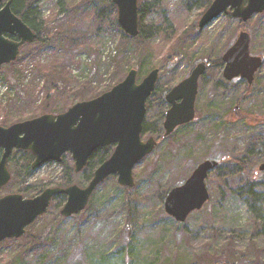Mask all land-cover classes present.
Segmentation results:
<instances>
[{
    "label": "rangeland",
    "instance_id": "rangeland-1",
    "mask_svg": "<svg viewBox=\"0 0 264 264\" xmlns=\"http://www.w3.org/2000/svg\"><path fill=\"white\" fill-rule=\"evenodd\" d=\"M68 1L73 3L79 0ZM164 1L165 5H169L171 15L176 17L178 33H187V43H180L179 46L182 53L178 60L180 66L177 69L174 66L168 67L165 59L156 55V51L164 53L170 47L169 43L158 38L152 43L155 53L144 60V75L140 77V70L132 67L138 71L137 82L140 83L152 70L159 69L160 78L156 86L159 88L158 93L166 90L169 92L188 78L198 63L206 62L210 66L199 80L197 116L188 128L177 129L170 139L164 138L160 143L158 137L164 136V128L153 134L156 131L154 125L161 118L164 122L170 105L156 99L147 105L145 123L149 131L153 132L143 131V140L154 137L158 140V146L153 154L135 167L134 189L149 205L132 202V220L128 229V213L121 209V202L125 198L122 187L117 189L113 180L104 182L92 197L91 209L83 216L72 217L58 226H52L66 200L60 208H56L58 202H55L46 215L27 229L28 239L0 244V264H150L155 258L163 260L165 257H176L180 264H194L196 258L206 251L220 255L233 248L236 256H239L252 240L258 249H264V173L257 176L252 190L255 199L245 174L256 170L258 172L259 166L264 163V66L256 74L252 86L241 79L225 81L222 76L224 63L219 66L223 54L236 42L242 31L251 36V55L264 60V22H261L264 17L261 19L256 16L246 23L245 29L239 30L238 20L230 15H222L205 28L199 29L198 23L205 12L201 15L197 8L184 12L179 6L181 0ZM57 2L41 1L44 20L55 18ZM157 22V13L145 20L146 24ZM57 26L63 27L64 34L62 39L55 36L53 41L58 42L61 49V44L66 43L61 56L54 50L55 45L52 48L37 44L25 45L19 56L22 57L21 61L4 66L0 72V105L7 107L8 113L6 118V113L0 110V123L7 119L8 126H11L19 123L22 118L24 121L33 119V110L38 111L37 106L44 101V89H50L48 80L40 76L37 64L51 67L55 61L60 71L66 69V76L58 78L62 88L55 97L54 109L63 103L67 104L65 102L72 96L70 91L81 87V84H76L77 81H88L86 71L89 73L88 69L92 66V88L87 94L88 100L94 99L93 91L105 90L114 82L117 67L112 60L120 53V39L115 31L101 33L90 42H82L71 48L65 38L70 35L75 37L77 33L74 31L90 33L92 24L89 19L80 24V20L69 17ZM52 27L56 26H49ZM58 32L54 30V34ZM48 35L45 34L46 37ZM112 49L118 52L116 57ZM52 53H55V59ZM136 60L137 57H133L132 62L130 59L123 62V71L136 63ZM95 66L106 70L99 73ZM80 68L84 71L75 74ZM132 69L129 67L128 71ZM51 72L48 73V79L52 76ZM19 74L24 78L15 86L10 80H15ZM6 84L16 87V92H6ZM65 111L55 112L54 115ZM211 129L220 133L211 132ZM112 150L114 152V147ZM232 159L242 162L231 164L230 169L228 162ZM206 160L218 161L223 170L233 173L236 183L220 187L214 179L217 170L210 173L207 186L211 200L203 210L194 212L185 223L179 224L165 213L160 196L183 184L196 167ZM9 168L13 176L15 172L18 174L5 189L0 190V195L16 192L32 198L47 188L62 184L65 171H74V160L67 154L61 163L50 162L33 170L25 181L21 179L24 171L20 172L15 164ZM72 178L74 185L81 188L88 186L89 181L84 173H74ZM114 179L117 181V177ZM97 221L102 225L94 228ZM34 244L36 251L26 255ZM119 244L128 245V248L119 252ZM249 258L250 261L254 260V256Z\"/></svg>",
    "mask_w": 264,
    "mask_h": 264
},
{
    "label": "water",
    "instance_id": "water-1",
    "mask_svg": "<svg viewBox=\"0 0 264 264\" xmlns=\"http://www.w3.org/2000/svg\"><path fill=\"white\" fill-rule=\"evenodd\" d=\"M118 11V23L130 37L139 36V0H110ZM11 0H0V72L3 66L18 60L21 48L33 44L37 34L12 11ZM264 13V0H214L202 15L200 29L222 15H231L243 23ZM223 78L246 80L251 86L255 74L262 68L263 59L251 55V36L242 31L236 42L223 54ZM208 68L199 63L190 76L166 94L170 105L163 124L165 137L178 127L192 123L196 117L199 80ZM160 71L154 69L140 82L138 71L132 69L126 78L110 91L78 102L62 114L42 116L0 127V148L5 150L0 162V188L11 180L8 160L13 150L30 151L34 170L50 163H61L66 154L74 160L75 173H81L92 155L99 149L114 146L111 157L94 172L88 186L48 188L39 196L27 199L20 194L0 199V244L20 239L27 228L46 215L51 203L59 195L67 197L60 215L69 219L86 210L94 192L110 177H117L119 186L134 188V169L156 150L158 140H143L147 101L153 95ZM219 166L216 160L200 163L180 186L170 189L163 206L166 214L177 223H185L194 212L201 211L211 200L207 186L209 174ZM264 172V163L259 166ZM227 264V263H220Z\"/></svg>",
    "mask_w": 264,
    "mask_h": 264
},
{
    "label": "trees",
    "instance_id": "trees-1",
    "mask_svg": "<svg viewBox=\"0 0 264 264\" xmlns=\"http://www.w3.org/2000/svg\"><path fill=\"white\" fill-rule=\"evenodd\" d=\"M12 1V11L14 12L15 15H17L19 18H21L36 34H37V39L33 44H37V45H41V46H49L50 48H52L53 45H55V51H57L59 53V56H61L62 50L65 47V44H61L63 47L61 49V46L58 44V42H54V37L56 36L59 39H62L63 34H64V29L62 26H57L58 23H64L67 19H69V17H73L75 20H80V24L84 23L85 19H89V22L92 24V28H91V32L90 33H84V32H77V35L75 37H72L71 35L66 37V41L65 42H69L70 43V47L74 48L75 46H79V44H81L82 42H90V40L93 39V37H98L101 33L104 32H116V34L118 35L119 39H120V44H119V55L116 58H112V62L115 64V66L117 67V72L115 74V79L114 82L112 84H110L108 87H106L105 90H98V91H93V96L92 98H96L100 95H102L103 93L111 90L115 85H117L118 83H120L121 81H123L125 79V77L127 76V73L129 72V67L132 69L136 68L139 69L140 71V77L144 75V64H145V59L150 57L152 53L154 52V48L152 47V43L154 41H156L158 38H162V40L164 42H166V44L169 43L170 47L169 50H165L164 53H157L156 51V55L159 58H163L165 59L166 65L168 67L170 66H174V68H179L180 64L178 65V60L181 58L182 53L180 52V43L181 44H186L187 43V39H186V34L185 31H183L181 34L178 33V30L175 26V19L176 17L173 15H171V12L169 10V5L168 4H164L165 1L164 0H153V2H149L148 0H140L139 2V15H140V25H139V36L136 38L130 37L128 35H126L124 33V31L121 29L119 23H118V11H117V7L116 5L110 1V0H79L78 2L75 1L73 3H69L68 0H58L57 2V8H58V12L54 15V19L50 20V21H46L43 19L42 15H41V7H40V3L42 0H11ZM214 0H181V5L180 8L182 11L184 12H190L193 9L197 8L200 10L201 15L210 7V5L212 4ZM157 13V15L159 16V22L155 23V24H146L145 20L151 15ZM259 17H264V14L258 15ZM261 22H264V20H261ZM54 25L56 27H52L49 28V26ZM197 27V26H196ZM246 27V23H242L241 21H239L238 24V29H245ZM54 30L59 31L58 33L54 34ZM200 31V30H199ZM202 32V31H200ZM51 33V34H50ZM50 34L46 37L45 36ZM31 45V44H29ZM92 50V49H91ZM90 50V51H91ZM118 50V49H117ZM60 51V52H59ZM55 52V53H57ZM55 53H52V57L53 59L56 58ZM118 53V52H117ZM78 57V56H77ZM77 57L74 59L76 60ZM133 57H137L136 63L132 64V66H129L127 68L126 71H123L124 69L122 68L124 65L122 64L123 62H125L126 60H129L132 62V58ZM22 57L18 58V63L21 61ZM111 60L108 61L109 64H111ZM74 61V60H73ZM54 63V64H53ZM53 63H51V67L50 66H43L41 64H37V68H38V72L40 74V76L43 79H47L49 84H50V89L46 90V88L44 89L45 91V96H44V101L41 102L40 105L37 106L36 110L38 111H34L32 113V117L31 118H36L39 117L41 115L44 114H54L55 112H62L64 110H67L68 108L72 107L74 104L78 103V102H83L88 100L89 98H87V94H89V92H91V88H92V74H93V68L94 66H92V68L88 69L90 70V72L87 74V80L85 82H79L77 80L76 84H81L80 88L71 90V99L67 100L61 107L55 108L54 109V100L55 97L57 96L58 92L61 91L62 88V84L59 82L58 78L62 77V76H66L67 72L66 69L64 68L62 71H60L57 67V63L55 61H53ZM78 63V62H77ZM14 64V63H12ZM19 65V64H17ZM106 64H104L103 67H105ZM219 66H223V61L222 59L220 60ZM99 69L98 71H100L99 73H103L105 72L106 69H103L101 66L100 68H96L95 66V70ZM101 69H103L101 71ZM81 71V73L84 71L83 68L79 69ZM87 70V69H86ZM3 71V70H1ZM49 71H52L51 74L52 76L50 77V79H48V73ZM17 78H15V80H10L14 85L21 79L24 78V76H20V74L18 76H16ZM11 87H9L10 90L16 92V87H13L12 85H10ZM16 86V85H15ZM38 87H40L38 85ZM158 89L156 88L155 92L153 93L152 97L148 100L147 105L149 103H151L154 99L158 100V101H162L163 103H167L166 102V94H167V90L162 92V93H158ZM160 92V90H159ZM40 93V90L38 91V94ZM7 108V107H6ZM6 108H4V105H0V110L4 113H6V118L8 117V113L6 112ZM24 121V119H20V122ZM0 126H8V122L7 119L4 120L2 123H0ZM156 127V131H149L148 129V124L145 123L144 124V132H153V134H157L159 133L163 127V120L161 118L160 121H158V123L156 125H154ZM186 128H188L187 126H185ZM211 132H218V130H212ZM214 134V133H213ZM164 136L163 137H158L159 142L161 143L164 140ZM170 139V138H169ZM113 150L112 147H105V148H101L99 150H97L92 157L90 158L89 164L88 166L83 170L82 173L85 174V178L87 181H90L91 178L93 177V174L95 172V170L101 165L103 164L106 160H108L110 158V156L112 155ZM30 156H32L30 154ZM241 163L242 161H240L239 159H232L230 160V162H228V168H230L231 164L233 163ZM19 169V171H24L23 174V179L24 181L27 179L28 176H30L33 172V169L31 168V166H27L24 169ZM232 169V168H230ZM217 170V176L214 178L216 181L219 182L220 187H224V186H232V183H236V180L233 177V173L232 172H227L225 170H223V168H221V164L219 165V167L216 169ZM75 171L71 170H66L65 171V178L63 180V183L60 184L57 187H61V188H67L71 185H74V181L72 178V174H74ZM18 174L17 172L14 173V176ZM245 174L247 175V184L249 185L250 188V192L251 195L255 197L254 192L252 191L256 181H257V176L260 174V172L256 171H251V172H245ZM113 180L114 181V185L117 189H119V185L117 183V181L114 179V177H110L107 181ZM105 181V183L107 182ZM104 183V184H105ZM103 184V185H104ZM123 190V192L125 193V198L124 200L121 202V209L123 211H126L128 213V220H127V224L126 227L129 229L131 226V215L133 212L132 209V202H135L136 204H148L149 202H146L145 199L142 198V196H138L136 194V189H131V188H121ZM98 191V189H97ZM97 191H95L94 195L92 197L95 196V194L97 193ZM167 192H163L160 196V202L162 204V207L164 209L163 206V201L166 197ZM66 200V196L65 195H59L58 197H56L52 204H54L55 202H58V204H56V208H60L61 205L63 204V201ZM91 202H92V198L90 200V203L88 205V207L86 208V210L84 212H82L80 216H83L84 214H86L91 208ZM52 206V205H51ZM90 208V209H89ZM165 211V210H164ZM76 217V216H74ZM169 217V216H168ZM171 218V217H170ZM100 220V219H99ZM66 221L65 218H63L60 213L57 215V217H55L54 221H53V225L52 226H58L59 223ZM100 221H97V223L95 224L94 228H97L98 226L102 225V223H99ZM29 235H25L23 236L20 241H24L26 239H28ZM37 239V238H36ZM12 242H15L16 240H9ZM36 244L32 245L30 247V249L28 250L26 255L31 254L32 252H35V246ZM130 246V244H129ZM126 248H128V245H123V244H119V252H123L126 250ZM66 255H64L63 257H65ZM251 256H254V260L250 261ZM161 258H155L152 260V262L150 264H180V260L176 257H165L163 258V260H160ZM220 263H231V264H264V249H258L255 242L252 240L247 249L241 253L239 256H236L233 248H230L229 251L227 253H222L220 255L217 254H210L208 251L205 252L204 255H202L201 257H197L196 261L194 264H220Z\"/></svg>",
    "mask_w": 264,
    "mask_h": 264
},
{
    "label": "flooded vegetation",
    "instance_id": "flooded-vegetation-1",
    "mask_svg": "<svg viewBox=\"0 0 264 264\" xmlns=\"http://www.w3.org/2000/svg\"><path fill=\"white\" fill-rule=\"evenodd\" d=\"M208 66H210V63H208ZM239 79V78H238ZM242 116H244V115H241V117ZM180 128H182V127H180ZM4 153H5V150L3 149V148H0V162H1V160H2V158H3V156H4ZM30 154L32 155V156H30ZM34 161H35V157H34V155L31 153V152H29V151H24V150H13V152H12V154L10 155V157H9V160H8V165H7V167H8V170L10 169L9 168V166L11 165V164H15L16 166H17V168H20V169H24L25 167H27V166H31V168H32V164L34 163ZM33 169V168H32ZM10 171V170H9ZM11 173V172H10ZM13 178H14V176H13V174L11 173V180H10V182L6 185V186H4V187H2V188H0V190H3V189H5L10 183H11V181L13 180ZM21 179H22V181H24V179H23V177H21ZM27 188H31V187H27ZM48 189V188H47ZM46 190V189H45ZM44 190V191H45ZM43 191V192H44ZM42 192V193H43ZM41 193V194H42ZM12 194H20V193H16V192H13V193H10V194H2V195H0V199L1 198H3V197H5V196H7V195H12ZM20 195H23V194H20ZM40 195V194H39ZM39 195H37V196H39ZM24 196V195H23ZM37 196H35V197H37ZM35 197H32V198H35ZM24 198H27V199H32V198H28V197H25L24 196Z\"/></svg>",
    "mask_w": 264,
    "mask_h": 264
},
{
    "label": "built area",
    "instance_id": "built-area-1",
    "mask_svg": "<svg viewBox=\"0 0 264 264\" xmlns=\"http://www.w3.org/2000/svg\"><path fill=\"white\" fill-rule=\"evenodd\" d=\"M112 54H114V55L116 54V51L113 50V49H112ZM105 58H106V56H105ZM80 72L81 71L78 69V70L75 71V74H79ZM86 74H88V71H86Z\"/></svg>",
    "mask_w": 264,
    "mask_h": 264
},
{
    "label": "bare ground",
    "instance_id": "bare-ground-1",
    "mask_svg": "<svg viewBox=\"0 0 264 264\" xmlns=\"http://www.w3.org/2000/svg\"><path fill=\"white\" fill-rule=\"evenodd\" d=\"M263 66H264V60H263ZM263 66H262V67H263ZM261 69H262V68H261ZM261 69H260V70H261ZM260 70H259V71H260ZM259 71H258V72H259ZM258 72H257V73H258ZM257 73H256V74H257ZM256 74H255V76H256ZM224 80H225V79H224ZM225 81H227V80H225ZM227 82H232V81H227Z\"/></svg>",
    "mask_w": 264,
    "mask_h": 264
}]
</instances>
